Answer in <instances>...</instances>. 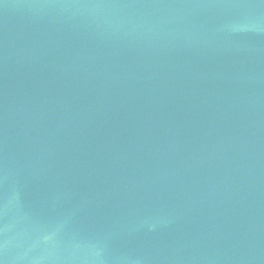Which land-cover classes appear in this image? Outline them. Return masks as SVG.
<instances>
[{"label":"water","instance_id":"1","mask_svg":"<svg viewBox=\"0 0 264 264\" xmlns=\"http://www.w3.org/2000/svg\"><path fill=\"white\" fill-rule=\"evenodd\" d=\"M0 264H264V0H0Z\"/></svg>","mask_w":264,"mask_h":264}]
</instances>
